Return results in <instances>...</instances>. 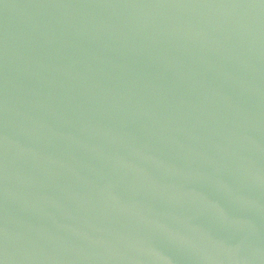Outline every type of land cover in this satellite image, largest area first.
Masks as SVG:
<instances>
[{
	"label": "water",
	"instance_id": "1",
	"mask_svg": "<svg viewBox=\"0 0 264 264\" xmlns=\"http://www.w3.org/2000/svg\"><path fill=\"white\" fill-rule=\"evenodd\" d=\"M0 264H264V0H0Z\"/></svg>",
	"mask_w": 264,
	"mask_h": 264
}]
</instances>
